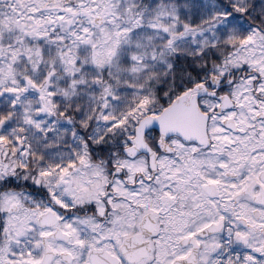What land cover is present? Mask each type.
Segmentation results:
<instances>
[{
	"label": "snow or ice",
	"instance_id": "snow-or-ice-1",
	"mask_svg": "<svg viewBox=\"0 0 264 264\" xmlns=\"http://www.w3.org/2000/svg\"><path fill=\"white\" fill-rule=\"evenodd\" d=\"M0 264H264V0H0Z\"/></svg>",
	"mask_w": 264,
	"mask_h": 264
}]
</instances>
